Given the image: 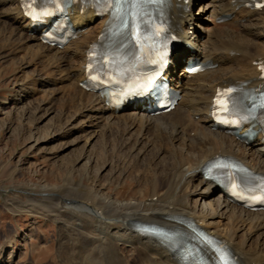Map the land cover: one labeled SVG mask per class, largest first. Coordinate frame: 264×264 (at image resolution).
Instances as JSON below:
<instances>
[{
	"label": "bare ground",
	"instance_id": "6f19581e",
	"mask_svg": "<svg viewBox=\"0 0 264 264\" xmlns=\"http://www.w3.org/2000/svg\"><path fill=\"white\" fill-rule=\"evenodd\" d=\"M20 1L0 0V45H14L19 51L27 52L28 58L36 60L41 67L49 69L52 73L49 72L54 74L55 81L44 79L43 87L56 83L64 87V90L74 93L78 104L90 113L93 126L105 124L104 132H120L122 149L129 145L132 135L130 133L138 128L135 145L139 144L140 141L137 140L145 133L152 131L157 132V138L150 136L149 146L154 145L152 141H162L161 137H166L171 145L176 142L190 151V155H183L172 148L171 152L165 150L166 148L158 150V158L164 155L169 159V156H173L171 160L175 167L168 176L158 177L157 183L151 186L149 203L144 201L148 193L147 186L134 201L123 203L119 197L113 199L110 193L105 194L97 188L88 187L87 192H81L79 185L73 187L74 177L68 179V183L58 188L56 194L59 198L53 207L62 236L69 237L68 246H65V241L60 242L61 264H180L171 249L137 230L145 225L172 230L184 238L192 232L193 225H198L207 236L219 239L227 245L239 264H264L263 234H257L255 238L257 242H261L262 247L255 244V239L251 237L254 231H264V212L253 213L232 204L224 196L219 185L206 180L202 173L196 175L216 156L236 159L250 169L264 173L262 138L244 145L221 131L213 130L211 117V104L218 89L235 85L246 90L259 87L263 83L258 68L264 66V45L259 44L264 20L262 25L260 23L245 29V34L214 32L209 41L201 44L202 16L215 6L206 5L200 16H194L193 13L186 12L185 7L195 5L201 0H191L189 5H186L185 0H171L170 18L173 25L180 28L178 32L184 46L174 53V65L168 74L174 83L173 86L182 91L184 98L174 111L151 116L142 106H129L125 111L117 112L116 108L107 102L106 97L87 92L82 87L88 49L105 31L106 18H99L93 10L85 11L84 14H79L78 9L74 10L70 17L75 27L80 26V35L77 40L60 49L44 44L41 32H31L33 21L28 19L21 9ZM223 1L225 3L219 13L236 14L233 23L264 12V8L253 10L243 7L240 10L248 0ZM164 10L166 9H162L163 13ZM226 36L228 38H225ZM186 44L191 45L194 50L188 49ZM190 58L217 64L218 68L190 76L186 72L185 64L182 71L183 81L179 82L175 75L176 70L184 60L188 62ZM18 102L17 99L16 104ZM196 117L199 118L198 121L195 120ZM122 132L126 134L122 135ZM192 133H195L194 137L190 135ZM97 137L98 135L91 134L89 140L92 143ZM145 151L137 154L143 155ZM78 160L86 161L79 176L91 178L89 168L92 165V157L85 155ZM105 166L106 163L102 168ZM195 177L198 181L194 180ZM119 178L117 179L120 180ZM95 179L100 181L97 176ZM117 179L111 175L107 182L118 181ZM191 187L195 190L194 193L190 190ZM201 189H204V192L201 193ZM216 194L219 196L217 207L208 212L206 204L209 201L215 203ZM193 195L196 197L192 198ZM155 197L157 201L154 202ZM191 201H194V206H191ZM63 202L68 205L65 206ZM217 216L226 217L231 221V224L227 225V232L220 231L218 226L214 227L211 223ZM247 226L249 227L245 230ZM240 231L244 232L243 236ZM200 237H194V246L203 243ZM246 237H249V240L244 242ZM205 255L206 258L212 259L210 253L207 256V251Z\"/></svg>",
	"mask_w": 264,
	"mask_h": 264
},
{
	"label": "rangeland",
	"instance_id": "374dc122",
	"mask_svg": "<svg viewBox=\"0 0 264 264\" xmlns=\"http://www.w3.org/2000/svg\"><path fill=\"white\" fill-rule=\"evenodd\" d=\"M224 3L223 0H201L195 4V16H200L206 5L215 6L202 16L201 44L209 41L214 32L245 34V29L262 25L264 12L234 23V17L226 23L217 22L219 17L226 15L219 13ZM263 31L260 30L261 45H264ZM0 46V264H61L60 245L65 241V246H68L69 237L62 236L53 212L59 198L56 194L58 188L74 177L73 187L79 185L81 192H87L88 187L97 188L125 203L134 201L147 186L144 201L149 203L151 186L157 183L158 177L168 176L175 167L171 160L173 156L158 158V150L166 148L171 152L174 149L183 155H190V151L176 142L171 145L166 137H161L162 141H152L154 145L149 146V137L157 134L152 131L145 133L135 145L138 128L130 133V143L122 149L120 132H104L105 124L93 126L90 113L78 104L74 93L56 83L43 87L42 80L55 81L49 69L41 67L36 60L28 58L27 52L19 51L14 45L9 44L11 48ZM182 69L176 72L180 80H183ZM91 134L98 135L92 143L89 140ZM194 134L190 135L194 137ZM140 151H145L144 156L137 154ZM85 155L92 157L89 179L79 176L86 161L78 158ZM111 175L116 179L120 177V180L108 183ZM190 190L195 192L192 187ZM199 191L202 193L204 189ZM194 195L192 198L196 197ZM214 197L215 203L209 201L206 204L208 212L217 207L219 196L216 194ZM63 204L68 205L67 202ZM191 206H194V201H191ZM211 223L220 231L227 232L231 221L217 216ZM243 234L240 231V235ZM257 234H263L264 239V231H254L251 237L255 239ZM248 240L246 237L244 242ZM254 243L262 247L256 239Z\"/></svg>",
	"mask_w": 264,
	"mask_h": 264
},
{
	"label": "snow or ice",
	"instance_id": "6c2138e0",
	"mask_svg": "<svg viewBox=\"0 0 264 264\" xmlns=\"http://www.w3.org/2000/svg\"><path fill=\"white\" fill-rule=\"evenodd\" d=\"M40 11L33 5L37 0H26V14L33 20H40L50 16L53 12L48 10L50 5L55 6V11H63L61 5L68 7L73 0H39ZM96 3H104L111 6L112 19L106 29L102 44L93 46L89 52L88 71L89 79L99 80L100 83H122V76L131 71L132 65L139 66L143 63H155L151 59L153 53L161 56V64L166 63L164 54L168 51V41L175 39L166 28L162 8L168 0H95ZM255 8H264V0L250 5ZM99 65L96 72H101L107 65L110 72L105 73L108 81L92 75L93 66ZM264 72V68L261 69ZM145 77L142 86L143 94L154 83V76ZM264 78V77H262ZM121 94L123 89H121ZM154 95L161 100L166 97L167 90L157 86ZM264 110V94L260 97L259 104L256 97L250 93L242 92L238 87H224L218 89L212 107V115L220 123L235 124L238 127L255 119L253 115L256 108ZM205 175L217 184H222L232 192L237 199L259 201L264 203V177L253 174L250 170L239 165L230 158H217L206 165ZM139 231L144 235L153 236L163 245L174 248L180 246V234L172 230H166L157 226H142ZM202 242L214 251L215 258L212 264H234L228 249L208 237H200ZM184 255L181 259L184 264H204L202 258L195 256L194 249L183 248Z\"/></svg>",
	"mask_w": 264,
	"mask_h": 264
}]
</instances>
